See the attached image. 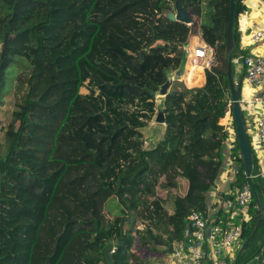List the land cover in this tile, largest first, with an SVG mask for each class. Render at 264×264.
Here are the masks:
<instances>
[{"label":"trees","instance_id":"1","mask_svg":"<svg viewBox=\"0 0 264 264\" xmlns=\"http://www.w3.org/2000/svg\"><path fill=\"white\" fill-rule=\"evenodd\" d=\"M172 1L0 0V111L6 70L15 62L22 70L6 126L0 118V264H108V248L112 264H148L132 250L135 242L168 250L182 239L188 214L205 212L226 161L219 121L231 96L227 69L216 63L227 64L230 0H175L199 18L200 39L216 49L201 85L170 91L163 101L167 125L156 146L178 156L172 161L180 173L170 161L146 156L141 131L155 114L152 93L177 69L192 33L166 19ZM243 1L236 0L231 59ZM187 108L197 115L190 126ZM231 156L239 167L232 187H241L236 138ZM179 163L191 169L183 172ZM253 187L260 196L264 181ZM111 198L122 213L109 218ZM250 215L236 264L252 263L264 246L255 202ZM143 222L145 229L126 233ZM260 229L254 255L244 257Z\"/></svg>","mask_w":264,"mask_h":264},{"label":"built area","instance_id":"2","mask_svg":"<svg viewBox=\"0 0 264 264\" xmlns=\"http://www.w3.org/2000/svg\"><path fill=\"white\" fill-rule=\"evenodd\" d=\"M252 40L264 39V26L255 24ZM215 48L203 43L195 47L193 53L187 49V60L196 64L206 60L203 69H210L215 64ZM193 58V59H192ZM232 64L241 69L243 78L240 86L239 105L249 146L252 153L253 166L251 180H264V55L245 54L238 51L232 58ZM195 66H192L194 69ZM235 83L237 81H234ZM260 91V93H258ZM219 124L227 133L225 149L227 160L222 164L223 174L226 171L234 175L235 160L231 156L235 141V127L231 115V100L227 103V112ZM208 192L209 207L205 212L192 210L186 221L188 227L181 240L172 244L171 260L174 264H236L242 250L241 237L243 224L251 218L250 207L255 202L259 219L264 217V206L259 203V196L254 197L248 183L238 188L233 197H221L214 191ZM209 211L211 215L208 216ZM219 212L221 213L218 216ZM189 226L192 231H189ZM111 252H113L111 250ZM264 264V246L260 249Z\"/></svg>","mask_w":264,"mask_h":264},{"label":"rangeland","instance_id":"3","mask_svg":"<svg viewBox=\"0 0 264 264\" xmlns=\"http://www.w3.org/2000/svg\"><path fill=\"white\" fill-rule=\"evenodd\" d=\"M174 4H175V0L170 2L169 7H166L165 10L166 11L167 10L173 11L174 10ZM189 16L194 21L192 26H190L192 33H191V39H190V42H189V45L187 48L190 50L191 55H192L195 46L199 47L203 44V42L199 37V20H198L199 18L196 16H192L191 14H189ZM225 55H227L226 52H225ZM206 62L207 61L204 59V60H199L196 64H193V61L188 60V62L186 63V66H185L184 76H183L182 80L173 81L172 85L170 87V91H178L179 89H181L183 87L193 88V87H196L198 85H201L203 83V74H204V70H205V69H203V65H205ZM227 63H228V57H227ZM216 64L218 65V67H221V69L224 71H225L224 67H226V69H227V64H226V66H224L223 61L216 63ZM23 65H25V63H23ZM192 66H195V68L192 69ZM232 66H233L232 67L233 78H236V73H237L236 69L237 68L233 64H232ZM21 71L22 70H21L20 64H18L17 62L11 64L8 67V69L6 70L5 80H4L3 89H2L5 104L2 106L1 111H0V118H1L2 124L4 126L7 125L8 118L10 117V112L13 109L11 105H12V101H13L12 92L14 90L15 78H16V76L19 75V73ZM24 73L26 75H28L27 70H25ZM81 93L86 94L87 89L86 88L81 89ZM196 119H197V115L193 112V110L187 108L186 119H185L186 125L190 126V125L194 124ZM166 125H167V122H165V124L162 126V131L165 130ZM158 126H159V124H156V126L153 125L152 120H151L148 122V126L141 130L143 133V136H144V140H145L144 148L146 149V156L157 157L160 160L170 161L173 164V167L176 168L178 170V172L180 173L181 171L179 170L176 162L172 161V160H178V156H177V159L171 158L170 156H167L161 148L156 146L157 140L163 134L160 131ZM201 145L205 146L207 149H211L212 151H210L209 153H212L215 151L213 143H211L210 141H203ZM222 163H224L223 160H222ZM178 165H180V163ZM180 167L183 170V172L188 170V169H191V168H186L184 170V168L181 165H180ZM221 169H220V171H221ZM129 174L133 175L134 174L133 170H131ZM221 174L223 175V172H221ZM219 177L220 176L218 175V178ZM171 205H172V203L167 204V210L169 212L171 211V208H170ZM186 211H188V210H186ZM121 213H122V208L120 207L118 201L116 200V198H111L106 203V207H105L106 216L111 218V217H113L115 215H119ZM144 223L145 222L140 223L138 225V227H135L134 229H131V230L126 229V233L134 235L135 231L145 229V228H143ZM152 230L155 234L159 232L158 227L157 228L154 227ZM261 241H262V229L258 230V232L256 233V236L254 237V239L252 241V245L250 247H248V249L246 251H244L243 256L245 257V256L251 255V254L254 255V253L252 251H255L257 249V246H258L259 242H261ZM137 246L139 248H137ZM132 250L136 251V253L138 255H140L144 259V261H147L148 264H165V262L168 260L166 248L157 247L154 244H150L148 246H139V244L137 242H135L133 247H132ZM258 257H261L260 254L258 255ZM241 264H246V263L243 262Z\"/></svg>","mask_w":264,"mask_h":264},{"label":"water","instance_id":"4","mask_svg":"<svg viewBox=\"0 0 264 264\" xmlns=\"http://www.w3.org/2000/svg\"><path fill=\"white\" fill-rule=\"evenodd\" d=\"M235 7H236V0H230L229 12H228V19L227 25L225 30V52L228 57L227 63V79L229 85V91L231 96V115L234 121L235 127V135L238 147V153L240 156L241 165L243 167V171L245 174V178L247 183L249 184L250 188L253 191L254 197L257 198V194L254 190L252 180L250 178L253 166V159L252 153L249 147L244 119H243V112L239 105V93H240V86L242 82V78H240L236 83L233 80L232 76V59L231 54L234 49V41H233V29H234V21H235ZM165 17L167 20L172 22H179L185 25H192L193 19L189 16L188 12L182 11L178 8L177 3L174 4V10H167L165 11ZM191 35V34H190ZM190 36L188 41L183 46V53L180 58V63L175 71L167 70L165 72V82L159 87L157 92H153L152 95L155 98L156 107H155V114L152 119L153 124L164 125L165 124V116H164V106L163 101L166 95L170 92V87L173 81H180L184 76L185 66L187 63V48L189 45ZM239 167L235 168L237 172ZM189 231H192V228L189 226ZM168 252H172V245H169ZM105 258L108 264H112V255L111 249L108 248L105 250Z\"/></svg>","mask_w":264,"mask_h":264},{"label":"crops","instance_id":"5","mask_svg":"<svg viewBox=\"0 0 264 264\" xmlns=\"http://www.w3.org/2000/svg\"><path fill=\"white\" fill-rule=\"evenodd\" d=\"M243 5L246 7V11H243L239 14L238 22H237V28H236V33H237V38H238V51H242L245 54L254 53V54H258V55H264V39L262 41H258V42H255L252 40V35H253V31L255 29V27H254L255 24H257L259 26H264V0H244ZM190 26H192V25H190ZM190 39H191V35H190ZM187 62H188V60H187ZM235 67L237 68L236 69L237 73H236V78H233V80L238 81L240 78H243V75H242L241 69L237 66H235ZM232 76H233V74H232ZM258 93H260V91ZM153 125L156 126V124H153ZM162 126L163 125H159L158 127H159L160 131L163 133L165 130L162 131ZM247 139H248V143H249V137H247ZM225 154H226V156L224 155V159L227 160L228 157H227L226 149H225ZM236 167H237V165L235 164V166L233 167V171H232V172H234L233 176L230 173H227L226 171L222 175L221 174V172H223L222 169L219 172L220 177L218 178V183H217V185H215L214 191L217 192L221 197H224V196L228 197V195H229V197H233V194L235 193V191L238 188H241L243 186L242 185L241 187H237V186L232 187V185L235 181V174H236L235 168ZM246 183H247V181H246ZM259 203L261 204V207L264 206V191H262V193H260ZM209 206L210 205L208 203V194H207V207H209ZM170 208H171V211L170 212L168 210L167 211L169 214H172L173 210H174L173 203L170 206ZM210 215H211V212L209 211L208 216H210ZM220 215H221V213L219 212L218 216H220ZM187 225H188V223H187ZM260 256L261 257L257 256L256 259L252 263L250 262L247 264H262V254H260ZM167 257H168V260L165 262V264H174L173 261L171 260V253H169L168 250H167Z\"/></svg>","mask_w":264,"mask_h":264},{"label":"bare ground","instance_id":"6","mask_svg":"<svg viewBox=\"0 0 264 264\" xmlns=\"http://www.w3.org/2000/svg\"><path fill=\"white\" fill-rule=\"evenodd\" d=\"M197 68V67H196Z\"/></svg>","mask_w":264,"mask_h":264}]
</instances>
